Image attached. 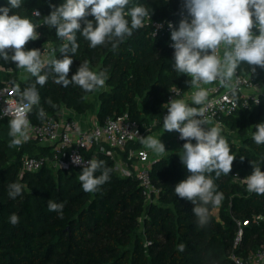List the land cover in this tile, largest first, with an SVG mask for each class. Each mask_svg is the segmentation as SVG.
<instances>
[{"label":"trees","instance_id":"trees-1","mask_svg":"<svg viewBox=\"0 0 264 264\" xmlns=\"http://www.w3.org/2000/svg\"><path fill=\"white\" fill-rule=\"evenodd\" d=\"M63 2L24 0L20 9L13 10L38 24L40 37L29 41L27 49L41 51L45 44L58 49L66 42L56 37L55 28L43 25V17L52 11L49 5ZM183 3L184 0H131L129 8L139 4L152 11L150 21L146 19L144 27L134 30L115 50L111 43L91 48L89 41L77 33L79 48L75 55L68 53L73 60L68 78L87 60L91 70L106 73L105 87L93 92H85L74 84L63 87L54 82L53 70L48 67L44 69L49 74L45 85H36L40 101L29 113L31 122L38 124L45 119L38 118L41 108L46 117H57L63 107L79 114L89 111V95L96 92L95 111L92 110L98 124L108 116L127 112L137 122L150 124L157 119L144 137L159 129L170 88L176 86L186 92L192 87L191 77L172 67L173 41L171 29L166 28L168 21L174 28L185 17L190 21ZM6 6L8 0H0V7ZM33 9L41 16L33 17ZM86 19L94 21L90 15ZM154 22L162 26L156 28ZM81 26H85L83 21ZM63 55L57 50L58 59ZM0 65L16 69L14 63L3 59ZM237 73L264 83V69L259 67L251 73L249 66L241 63ZM34 82L35 77L28 74L18 80V86L23 90ZM9 119H0V264H234L229 257L231 252L246 256L264 241V220H259L242 226L241 241L235 247L232 244L236 220L264 216V195L250 193L245 183L233 180L234 173L251 175L252 162L264 172V144L257 145L252 139L254 125L264 122V100L250 109L239 107L231 115L221 117V135L236 158L229 175L216 178L212 174L223 200L219 206L206 205L209 216L203 226L194 215L195 205L174 192L175 186L190 175L177 152L152 161L150 176L158 195L156 202L146 204L135 177L116 171L114 161L95 145L88 154L95 153V159L112 171L96 192L86 193L78 179L83 167L64 170L45 164L37 171L20 174L22 155H48L50 147L32 140L10 147ZM214 126L210 122L205 128ZM141 141L142 138L118 149V155L125 158L129 149L142 146ZM12 183L23 186L22 194L15 199L8 196ZM49 200L64 204L62 218L48 210ZM12 214L19 217L16 225L10 223ZM180 244L185 245L184 251L178 250Z\"/></svg>","mask_w":264,"mask_h":264},{"label":"clouds","instance_id":"clouds-1","mask_svg":"<svg viewBox=\"0 0 264 264\" xmlns=\"http://www.w3.org/2000/svg\"><path fill=\"white\" fill-rule=\"evenodd\" d=\"M130 3L131 0H64L59 6L50 4L52 11L43 17V25L55 28L56 37L66 42L58 49L54 48L53 55L48 59L42 58L40 49L26 48L29 41L39 39V33L36 30L38 26L30 18L13 12L23 6L24 0H8V6L0 7V59L14 63L35 77V82L23 90L17 85L14 106L0 111V118L11 116L8 122L9 136L12 137L10 147L21 146L29 139L31 122L28 114L40 101L36 85H45L49 78V74L44 72L46 66L53 70L54 82L63 87L74 84L85 92H93L105 86L106 73L91 70L87 60L69 79L73 60L68 53L75 55L79 48L77 33L89 41L91 48L111 43L115 50L120 42L133 35L134 30L144 27L145 20L150 21L152 11L139 4L129 8ZM183 8L191 17L190 21L185 17L180 20L178 28L168 25L173 41L171 47L174 49L172 67L177 73L191 77L189 84L199 89L192 95L193 104L202 105L208 98L209 89L199 87L201 84L218 82L219 86L235 96L237 69L241 63H246L251 73H255L257 67L264 69V0H184ZM10 12L13 14L10 15ZM31 15L41 16L36 9L31 11ZM89 15L94 17V21L86 19ZM126 17H130V20ZM81 21L85 25L83 28ZM253 29L258 30V35ZM222 45L224 52L221 59L219 51ZM57 50L64 54L62 59L57 58ZM257 90L258 93L262 91ZM47 102L52 104L51 100ZM255 103L259 104V99ZM165 105L164 132H177L180 139L186 141L178 155L190 173L175 186L174 192L195 205L194 215L203 226L208 223L209 210L206 205L219 206L223 200L212 174L216 178L221 174L229 175L236 157L219 127H204L209 123L204 108L190 106L184 98L172 99ZM45 117L46 113L41 108L38 118L43 120ZM254 127L253 141L257 145L264 144V122ZM193 140L195 143H192ZM141 142L157 155L166 153L160 137L149 135L143 137ZM72 162L82 164L83 157L74 155ZM252 164L254 170L243 182L248 192L264 195V172L260 166L254 162ZM101 169V175L97 176V171ZM111 171L103 161L89 160L78 176L83 191L96 192L109 180ZM22 190L21 184H10L9 198L15 199L22 194ZM47 206L49 211L59 213L62 218L63 203L49 200ZM18 222L19 217L12 214L10 223L16 225ZM184 249V244L178 246L179 251Z\"/></svg>","mask_w":264,"mask_h":264},{"label":"built area","instance_id":"built-area-1","mask_svg":"<svg viewBox=\"0 0 264 264\" xmlns=\"http://www.w3.org/2000/svg\"><path fill=\"white\" fill-rule=\"evenodd\" d=\"M156 28L161 27L160 23H153ZM171 21L167 22L168 25ZM38 26V24H36ZM39 33L38 28L36 29ZM257 34L256 29H253ZM52 48L49 44H45L42 48V58L48 59L51 57ZM224 46L222 45L219 51L221 59L223 58ZM8 69V72H11ZM238 81L235 84L236 94L233 96L225 88L219 86L218 82L211 85L201 84L199 87L209 89L207 100L202 105L191 104L190 106L205 109V117L209 123L215 126H220L222 116L231 115L239 107L250 109L257 105L256 100H264V83L260 80L253 81L249 75H240L237 73ZM18 85L16 81L10 79H0V111L7 107H13L17 100L15 88ZM260 91L258 93V90ZM197 87L191 89V95L198 91ZM179 93V95H177ZM182 95V91L172 86L166 96L165 104L172 99H177ZM193 103V102H192ZM165 111L163 116L167 114ZM11 118V116H3L0 119ZM28 119L29 114H28ZM31 122V120H30ZM157 123V119H152L150 124L146 122H137L130 119L127 112L108 116L102 124L97 122L91 126H82L76 119L72 117L58 116L53 117L48 115L38 124L31 122V128L28 132L29 140L35 141L39 145L49 146L50 154L31 156L24 154L21 157L20 174L26 171H37L45 164L51 165L57 169L69 170L71 168H80L87 165L91 159H95V153H90L93 146L97 145L100 152L109 156L114 161V169L122 175H133L140 188L144 203L150 204L157 200L158 189L152 182L150 176V166L155 158H151L149 153L143 148L129 149L125 158L118 155V149H123L128 143L135 142L144 137L145 132L150 130L151 126ZM208 123V124H209ZM206 126V125H205ZM204 126V127H205ZM176 141L182 145L184 140L180 139V134L175 132ZM79 155L83 157L82 164H74L72 157ZM61 165V166H60ZM249 175L233 174V180L244 183L243 179ZM264 220L262 215H254L251 219L243 221L236 220L237 231L233 239V247L239 244L242 236V226L247 225L250 221L257 222ZM147 244V242H146ZM230 259L234 264H264V241L259 247L246 256L237 255L234 252L230 253Z\"/></svg>","mask_w":264,"mask_h":264},{"label":"crops","instance_id":"crops-1","mask_svg":"<svg viewBox=\"0 0 264 264\" xmlns=\"http://www.w3.org/2000/svg\"><path fill=\"white\" fill-rule=\"evenodd\" d=\"M15 67H16V69H14L11 66L10 67H3L0 65V79H10L12 81L18 82V80H20V79L22 80L23 78H25L29 74L25 70L18 68L16 65H15ZM8 69H11L12 71L8 72ZM192 88H193V86L188 91L182 92V95L180 96L181 98H184L189 105L193 104L192 103L193 102L192 101V95H191V89ZM180 97H178L177 99H180ZM92 113L93 114H90L88 111H86L84 113L79 114V113H76L70 109H64V110L61 109L58 112V116L72 117V118L76 119L82 126L87 127V126H91L93 123L96 122L95 113L94 112H92ZM149 135L157 137V138L160 137L161 142L165 145L166 153H168V152L179 153L183 148V145L180 142L176 141L175 132H171V133L164 132L163 124H162V126H160V128L157 131H153ZM141 148L145 149L149 153L151 158L160 157V155H157L153 151L145 148V146L143 144H142Z\"/></svg>","mask_w":264,"mask_h":264},{"label":"rangeland","instance_id":"rangeland-1","mask_svg":"<svg viewBox=\"0 0 264 264\" xmlns=\"http://www.w3.org/2000/svg\"><path fill=\"white\" fill-rule=\"evenodd\" d=\"M51 56H52V54H51ZM16 83H18L17 81H16ZM105 87V86H104ZM103 87V88H104ZM103 88H98V89H103ZM186 95V94H185ZM181 98V97H180ZM89 100L91 101V103H92V107L89 109V113L90 114H93L92 112H94L93 110H94V108H95V106H96V102H97V94H96V92L95 93H93V94H91V95H89ZM94 106V107H93ZM64 109H67V108H65V107H63L62 108V110H64ZM93 109V110H92ZM218 127H222V125L221 126H218ZM158 130V129H157ZM157 130H154V131H157ZM251 253V252H250ZM249 254V253H248Z\"/></svg>","mask_w":264,"mask_h":264},{"label":"water","instance_id":"water-1","mask_svg":"<svg viewBox=\"0 0 264 264\" xmlns=\"http://www.w3.org/2000/svg\"><path fill=\"white\" fill-rule=\"evenodd\" d=\"M47 68H48V67L46 66V67H45V70H47Z\"/></svg>","mask_w":264,"mask_h":264}]
</instances>
